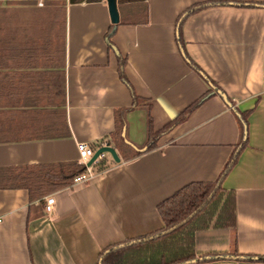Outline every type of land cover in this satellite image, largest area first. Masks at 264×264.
Wrapping results in <instances>:
<instances>
[{
	"label": "crops",
	"instance_id": "crops-1",
	"mask_svg": "<svg viewBox=\"0 0 264 264\" xmlns=\"http://www.w3.org/2000/svg\"><path fill=\"white\" fill-rule=\"evenodd\" d=\"M119 2L113 25L106 0H0V264H100L104 251L164 229L161 203L219 179L243 141L219 94L142 152L148 108L158 132L213 91L178 43L195 7L180 31L185 54L238 111H252L223 181L236 226L197 232L195 252L264 257V0ZM81 143L111 147L120 162L106 154L92 181L43 196L19 187L31 170L80 164Z\"/></svg>",
	"mask_w": 264,
	"mask_h": 264
},
{
	"label": "trees",
	"instance_id": "trees-1",
	"mask_svg": "<svg viewBox=\"0 0 264 264\" xmlns=\"http://www.w3.org/2000/svg\"><path fill=\"white\" fill-rule=\"evenodd\" d=\"M201 7L189 10L181 18L178 28V43L184 50L185 59L197 72L204 76L213 91L203 97L195 106L189 108L183 116L173 120L162 130L156 132L153 119L148 108L147 117V141L142 152L157 149L159 139L171 132L175 126L182 122L196 107L204 103L218 91L222 90L203 73L185 54V47L181 36V28L186 16L198 11ZM125 63L121 62V79L129 85L124 74ZM135 106L140 104L139 98L133 94ZM227 103L237 114L243 127V141L235 149L230 161L216 182L193 183L178 191L175 195L158 206V212L164 223L161 231L141 238L114 246L103 252L100 264H185L194 260L196 264L211 263L221 260H237L240 262L264 263V257L257 256H207L198 258L195 252V234L211 228H234L237 223L236 198L234 192L223 189V181L237 163L239 155L247 146L248 118L252 111L240 112L234 103L227 98ZM93 149V148H92ZM100 149V148H99ZM96 151V149H93ZM141 155V151L135 153V157ZM102 158L96 165L97 171H102L106 166ZM31 170V169H30ZM34 170V169H33ZM86 171L85 167L78 163L58 164L37 168L25 174V184L19 187L25 188L31 194L45 195L46 193L63 189L73 185L74 179ZM243 258V259H242Z\"/></svg>",
	"mask_w": 264,
	"mask_h": 264
},
{
	"label": "built area",
	"instance_id": "built-area-1",
	"mask_svg": "<svg viewBox=\"0 0 264 264\" xmlns=\"http://www.w3.org/2000/svg\"><path fill=\"white\" fill-rule=\"evenodd\" d=\"M78 151L80 155V165L84 166L86 171L74 179L73 186L92 181L95 177L94 166L96 162H98L96 161L92 166H88L89 161L96 153V151L93 150L89 145L84 143L79 144ZM105 155L106 154L102 155L100 158H104ZM55 203V198L52 197L47 199L45 207L47 213H51L54 210Z\"/></svg>",
	"mask_w": 264,
	"mask_h": 264
},
{
	"label": "water",
	"instance_id": "water-1",
	"mask_svg": "<svg viewBox=\"0 0 264 264\" xmlns=\"http://www.w3.org/2000/svg\"><path fill=\"white\" fill-rule=\"evenodd\" d=\"M106 2L108 4L112 24L118 25L120 23V13H119V8H118L120 4L119 0H106ZM218 92H219V95L222 96L223 99L227 103V96L220 91ZM227 105L230 107L228 103ZM104 154H109L114 159L115 162L117 163L120 162V158L115 149L111 147H102L96 151L93 158L89 161L88 166L89 167L92 166ZM198 261H201V260H194L191 262H187L185 264H196Z\"/></svg>",
	"mask_w": 264,
	"mask_h": 264
},
{
	"label": "rangeland",
	"instance_id": "rangeland-1",
	"mask_svg": "<svg viewBox=\"0 0 264 264\" xmlns=\"http://www.w3.org/2000/svg\"><path fill=\"white\" fill-rule=\"evenodd\" d=\"M125 142H127L128 143V141L126 140ZM130 142V141H129ZM109 155V154H108ZM110 156V155H109Z\"/></svg>",
	"mask_w": 264,
	"mask_h": 264
}]
</instances>
